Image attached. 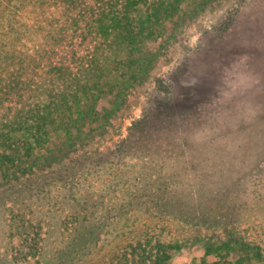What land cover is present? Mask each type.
Here are the masks:
<instances>
[{"label": "rangeland", "instance_id": "1", "mask_svg": "<svg viewBox=\"0 0 264 264\" xmlns=\"http://www.w3.org/2000/svg\"><path fill=\"white\" fill-rule=\"evenodd\" d=\"M180 6L190 10L193 0ZM99 10L96 0H0V54L8 50L20 57L16 68L1 66L0 76L8 84L18 75L19 84L35 76L21 93L38 100L41 91L30 89L43 85L41 75L55 76L60 68L77 73L82 62L100 57L103 40L91 36ZM165 25L164 33L146 42L162 52L149 78L130 91L104 134L39 175L11 184L0 171V264H35L37 253L21 247L19 216L41 220L47 191L59 211L83 209L92 219L111 218L89 264H103L126 243L158 235L184 242L171 264H239L236 252H207L206 238L215 232L239 234L264 247V0H215L197 15H176ZM48 87H54L49 80ZM5 97L2 105H14L18 95ZM111 99L104 96L99 109L111 106ZM60 140L53 131L45 146ZM146 166L168 172L159 171L164 178L157 176L158 190L163 183L182 190L190 181L191 192L201 184L208 200L218 198L203 209L216 218L215 227L148 205L131 211L122 206L135 189L132 199H145L138 175Z\"/></svg>", "mask_w": 264, "mask_h": 264}, {"label": "trees", "instance_id": "2", "mask_svg": "<svg viewBox=\"0 0 264 264\" xmlns=\"http://www.w3.org/2000/svg\"><path fill=\"white\" fill-rule=\"evenodd\" d=\"M65 1H71V4L77 2ZM96 1L100 10L91 27V36L103 40L100 44L103 52L99 58L90 57L88 63L82 62L83 69L77 73L60 68L55 76L48 78L41 75L39 80L43 85L38 83L40 86L30 89V94L41 91L38 100L28 93H21L23 88H30V83L36 81L35 76H30L21 84L18 83L20 75L12 77L10 84L6 77L0 76V171L6 183L13 184L22 176L39 175L48 166L64 161L90 139L104 134L111 126L112 118L127 101L130 91L149 78L162 53L161 49L153 51L146 48V42L165 32V21H175L176 15L180 18L184 15L193 17L215 0H193L194 6L190 10L181 8L182 0ZM174 24L180 25L178 22ZM19 63L20 57L15 52L6 50L0 54V67L15 65L16 68ZM48 80L53 83L51 89L45 88ZM6 94L18 95L17 102L2 105L8 100ZM104 96H111V106L99 109L98 102ZM142 122H138L139 133L143 130V126L140 127ZM53 131L59 134L61 140L55 147L47 149L45 145ZM159 171H163L164 176L168 174L163 166H146L138 175L141 186L146 187L145 199H132L135 189L122 206H129L131 211L135 207L148 205L162 214L192 224L215 227L216 218L213 219L203 209L217 204L218 198L208 200L201 190V184H198L199 192H196V186L191 192L193 184L190 181L185 183L188 186L182 190L163 183L159 191L155 184L157 176L164 178ZM45 198L48 205L42 210L41 220L32 221L23 214L19 216L24 222L20 230L23 236L21 247H31L33 253H37L33 254L35 264H89L94 248L109 232L111 218L92 219L94 214H86L83 209L74 211L62 207L59 211L58 207L61 206L51 202L49 191ZM209 221L211 223L208 224ZM195 235L200 234L195 232ZM159 237L130 241L114 250L103 264H171L173 252L181 250L184 242ZM27 241L30 242L29 246ZM206 250L228 255L236 252L239 254V264H264V247L261 244L229 231L209 235ZM93 264H96L95 260Z\"/></svg>", "mask_w": 264, "mask_h": 264}]
</instances>
